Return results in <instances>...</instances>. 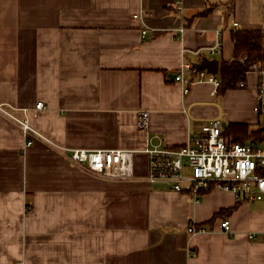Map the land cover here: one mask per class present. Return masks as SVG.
<instances>
[{
	"label": "crops",
	"instance_id": "1",
	"mask_svg": "<svg viewBox=\"0 0 264 264\" xmlns=\"http://www.w3.org/2000/svg\"><path fill=\"white\" fill-rule=\"evenodd\" d=\"M174 4L0 0V103L45 102L31 118V146L0 114V264H264V200L238 202L213 188L196 201L155 187L143 151L185 144L214 118L259 128L255 72L223 95L206 79L185 94L174 75L200 57L231 59L232 30L262 29L264 0H235L233 12L227 0ZM142 10L153 15L134 18ZM216 31L220 56L206 49ZM142 110L148 129L138 125ZM77 148L133 150L134 176L98 175L70 158ZM191 222L207 230L189 232Z\"/></svg>",
	"mask_w": 264,
	"mask_h": 264
},
{
	"label": "built area",
	"instance_id": "2",
	"mask_svg": "<svg viewBox=\"0 0 264 264\" xmlns=\"http://www.w3.org/2000/svg\"><path fill=\"white\" fill-rule=\"evenodd\" d=\"M174 9L181 11L183 0H175ZM151 15L152 12L142 10L133 16L144 19ZM238 24L234 22L235 27ZM148 31V28H142V38L147 36ZM215 35L206 49L211 55L220 56L223 51V42L219 38L221 32L216 31ZM251 72L257 74L258 90L254 109L260 117L259 128L263 131L262 135L245 142H229L223 135L224 125L221 119L214 118L206 121L201 132L192 134L185 144L175 146L162 141L150 143L143 151L148 157V180L151 183L188 192L196 201L213 188L232 192L238 202L264 200V72L256 64L251 67L249 73ZM187 73L191 78L185 77ZM205 79L212 82L218 92L221 82L217 74L196 70L190 62L183 63L174 75V81L184 84L185 94L190 91L194 81ZM245 87L247 81H241L237 85V88ZM44 108L43 100L38 101L33 108L0 103V114L18 123L26 135V146H31L32 136L38 133L31 124V118L37 117ZM148 124L149 112L142 110L138 116V125L142 129H148ZM69 156L73 161L85 165L88 170L106 178L128 179L134 176L133 150L77 148L70 149ZM220 227L226 232H232L229 218H221ZM206 230L205 225L197 226L192 222L188 227V231L192 233ZM249 237L255 238L256 234L250 233Z\"/></svg>",
	"mask_w": 264,
	"mask_h": 264
},
{
	"label": "trees",
	"instance_id": "3",
	"mask_svg": "<svg viewBox=\"0 0 264 264\" xmlns=\"http://www.w3.org/2000/svg\"><path fill=\"white\" fill-rule=\"evenodd\" d=\"M227 1L229 11L233 12L235 0ZM216 5L196 15H206ZM231 38L234 45L233 57L231 59L220 58L217 74L221 82L218 88L219 95H223L227 90L236 89L241 81H247L248 73L253 65H259L264 72V29L236 28L231 32ZM262 132L261 128H254L247 123L230 122L225 125L223 135L229 142H245L260 137Z\"/></svg>",
	"mask_w": 264,
	"mask_h": 264
},
{
	"label": "water",
	"instance_id": "4",
	"mask_svg": "<svg viewBox=\"0 0 264 264\" xmlns=\"http://www.w3.org/2000/svg\"><path fill=\"white\" fill-rule=\"evenodd\" d=\"M220 61L218 58L203 57L201 61L193 64L196 70H206L214 75L218 74ZM160 184H155V187H160Z\"/></svg>",
	"mask_w": 264,
	"mask_h": 264
},
{
	"label": "rangeland",
	"instance_id": "5",
	"mask_svg": "<svg viewBox=\"0 0 264 264\" xmlns=\"http://www.w3.org/2000/svg\"><path fill=\"white\" fill-rule=\"evenodd\" d=\"M261 21H263V19H261ZM263 24V23H262Z\"/></svg>",
	"mask_w": 264,
	"mask_h": 264
}]
</instances>
